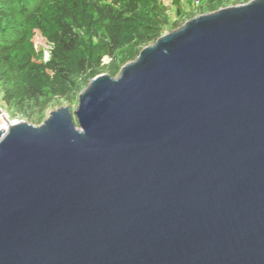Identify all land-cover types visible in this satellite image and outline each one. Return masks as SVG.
Returning <instances> with one entry per match:
<instances>
[{
  "label": "water",
  "instance_id": "water-1",
  "mask_svg": "<svg viewBox=\"0 0 264 264\" xmlns=\"http://www.w3.org/2000/svg\"><path fill=\"white\" fill-rule=\"evenodd\" d=\"M0 264H264V0L0 131Z\"/></svg>",
  "mask_w": 264,
  "mask_h": 264
},
{
  "label": "trees",
  "instance_id": "trees-1",
  "mask_svg": "<svg viewBox=\"0 0 264 264\" xmlns=\"http://www.w3.org/2000/svg\"><path fill=\"white\" fill-rule=\"evenodd\" d=\"M250 0H0V98L39 125L185 21ZM46 56V58H45Z\"/></svg>",
  "mask_w": 264,
  "mask_h": 264
},
{
  "label": "built area",
  "instance_id": "built-area-1",
  "mask_svg": "<svg viewBox=\"0 0 264 264\" xmlns=\"http://www.w3.org/2000/svg\"><path fill=\"white\" fill-rule=\"evenodd\" d=\"M17 122V119L11 118L10 115L0 106V130L7 131L10 124Z\"/></svg>",
  "mask_w": 264,
  "mask_h": 264
},
{
  "label": "clouds",
  "instance_id": "clouds-1",
  "mask_svg": "<svg viewBox=\"0 0 264 264\" xmlns=\"http://www.w3.org/2000/svg\"><path fill=\"white\" fill-rule=\"evenodd\" d=\"M166 33V32H165ZM0 106H1V104H0ZM2 107V106H1ZM3 108V107H2ZM4 109V108H3ZM5 111H6V109H4ZM7 113H8V111H6ZM9 114V113H8ZM11 117V116H10ZM11 118H15V117H11ZM15 119H17L18 120V122L20 121V120H24V119H22V118H15ZM26 121V120H25ZM17 122V123H18ZM0 131H2V130H0ZM8 131V130H7ZM7 131H3V132H7Z\"/></svg>",
  "mask_w": 264,
  "mask_h": 264
},
{
  "label": "rangeland",
  "instance_id": "rangeland-1",
  "mask_svg": "<svg viewBox=\"0 0 264 264\" xmlns=\"http://www.w3.org/2000/svg\"><path fill=\"white\" fill-rule=\"evenodd\" d=\"M0 88H1V84H0ZM0 104L3 105V102L1 101V98H0ZM56 108H58V107H56ZM56 108H54V109H56ZM73 108H74V107H72L71 109H73ZM54 109H53V110H54ZM50 111H51V110H50ZM50 111H49V112H50ZM36 125H37V124H36Z\"/></svg>",
  "mask_w": 264,
  "mask_h": 264
},
{
  "label": "bare ground",
  "instance_id": "bare-ground-1",
  "mask_svg": "<svg viewBox=\"0 0 264 264\" xmlns=\"http://www.w3.org/2000/svg\"><path fill=\"white\" fill-rule=\"evenodd\" d=\"M1 127H3V126H1Z\"/></svg>",
  "mask_w": 264,
  "mask_h": 264
}]
</instances>
